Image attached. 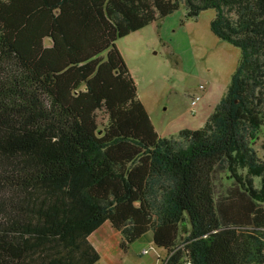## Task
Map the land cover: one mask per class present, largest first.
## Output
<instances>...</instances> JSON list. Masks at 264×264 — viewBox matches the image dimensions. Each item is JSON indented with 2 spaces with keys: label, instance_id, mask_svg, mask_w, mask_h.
<instances>
[{
  "label": "trees",
  "instance_id": "16d2710c",
  "mask_svg": "<svg viewBox=\"0 0 264 264\" xmlns=\"http://www.w3.org/2000/svg\"><path fill=\"white\" fill-rule=\"evenodd\" d=\"M181 6L241 56L163 137L116 41ZM106 222L162 264H264V0H0V264H97Z\"/></svg>",
  "mask_w": 264,
  "mask_h": 264
},
{
  "label": "rangeland",
  "instance_id": "374dc122",
  "mask_svg": "<svg viewBox=\"0 0 264 264\" xmlns=\"http://www.w3.org/2000/svg\"><path fill=\"white\" fill-rule=\"evenodd\" d=\"M214 17L215 11L208 9L189 19L181 6L175 14L116 41L137 85L138 98L160 136L173 137L199 123V117L188 110L191 100L205 91L200 85L211 86L217 99L227 92L241 51L211 32ZM213 103L212 98L209 106ZM100 121L104 122L103 114ZM136 244L150 251L149 255L140 257L134 245L122 256V264H162L166 258L164 249L150 247L145 239ZM153 254L156 258L149 261Z\"/></svg>",
  "mask_w": 264,
  "mask_h": 264
},
{
  "label": "crops",
  "instance_id": "0c3cea01",
  "mask_svg": "<svg viewBox=\"0 0 264 264\" xmlns=\"http://www.w3.org/2000/svg\"><path fill=\"white\" fill-rule=\"evenodd\" d=\"M211 86L210 87H205V91L202 92L201 99L195 106V112H192L191 108V102L189 106V113L194 116V117H199V123L197 125L193 124L188 127H184V129H189V130H196L202 127L201 124H205V122L208 120L212 112L214 111L215 107L221 100V97L218 99L215 97L216 95H213L211 92ZM213 98V104L210 105L211 99ZM193 100V99H192ZM191 100V101H192ZM214 106V107H213ZM172 136V135H171ZM91 243L93 246L96 248V250L100 254V260L99 264L103 261L106 260L108 264H122L123 259L122 256L127 254V250H129L132 246H135L136 252L138 255L142 258H144L146 255H149L150 251L143 254V251L146 250L144 248H141L140 245L136 244L138 241L146 240L149 241L150 247L155 246L152 240V235L147 234L144 237H142L140 240L136 241L132 245H130L126 250L122 248V235L119 231H117L113 226L109 223L106 222L104 223L99 229H97L94 233L91 234L89 237ZM156 247V246H155ZM157 248V247H156ZM154 257L156 258V255L153 254L151 255L148 260H153ZM145 259V258H144ZM97 263V264H98Z\"/></svg>",
  "mask_w": 264,
  "mask_h": 264
},
{
  "label": "built area",
  "instance_id": "2783aa9c",
  "mask_svg": "<svg viewBox=\"0 0 264 264\" xmlns=\"http://www.w3.org/2000/svg\"><path fill=\"white\" fill-rule=\"evenodd\" d=\"M199 89L201 91H204L205 90V86L204 85H200L199 86ZM201 99V96H196L195 98H193V100L191 101V108H192V112L194 113L195 112V106L196 104L199 102V100ZM148 251L147 250H144L143 251V254L147 253Z\"/></svg>",
  "mask_w": 264,
  "mask_h": 264
},
{
  "label": "water",
  "instance_id": "95a60500",
  "mask_svg": "<svg viewBox=\"0 0 264 264\" xmlns=\"http://www.w3.org/2000/svg\"><path fill=\"white\" fill-rule=\"evenodd\" d=\"M47 44H50V42H49V41H47Z\"/></svg>",
  "mask_w": 264,
  "mask_h": 264
}]
</instances>
